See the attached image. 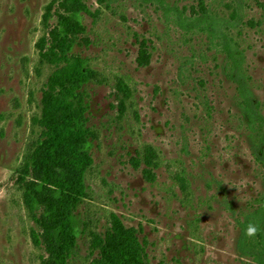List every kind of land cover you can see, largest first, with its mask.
I'll list each match as a JSON object with an SVG mask.
<instances>
[{
	"label": "rangeland",
	"instance_id": "374dc122",
	"mask_svg": "<svg viewBox=\"0 0 264 264\" xmlns=\"http://www.w3.org/2000/svg\"><path fill=\"white\" fill-rule=\"evenodd\" d=\"M82 2L85 31L75 34L68 0H0V264H48L55 243L57 189L44 186L43 170L20 181L46 138L39 121L60 119L48 107L57 66L43 56L55 54L60 16L74 42L68 57L97 74L80 89L93 164L68 264H107L103 247L123 259L135 242L145 264H258L250 253L264 257V231L244 233L249 222L264 229L262 130L246 120L239 81L264 118V0ZM36 185L43 205L32 214L24 192Z\"/></svg>",
	"mask_w": 264,
	"mask_h": 264
},
{
	"label": "trees",
	"instance_id": "16d2710c",
	"mask_svg": "<svg viewBox=\"0 0 264 264\" xmlns=\"http://www.w3.org/2000/svg\"><path fill=\"white\" fill-rule=\"evenodd\" d=\"M68 1L74 8L71 15L75 24L74 33H84L81 13L88 12V10L82 0ZM68 21L67 17L60 16L55 49L52 50L55 54L43 55L57 66L54 78L58 89L50 95L48 107L58 113L60 119L57 120L45 114L39 121L45 128L46 138L41 143V147L31 155L30 161L25 164L21 171L20 181L25 184V178L30 169L38 170V172L43 170L44 186L51 185L57 189L54 193L55 204L52 206L54 209H50L48 213V218L56 221L55 243L50 248L51 259L48 264H68L78 245V221L75 213L86 196L85 178L88 169L93 164L92 158L88 155L91 144L85 141L92 134L89 129H85L82 121V115L87 112L88 104L84 102L80 89L94 81L97 74L86 60L68 57L74 47V42L69 40L71 28ZM201 21L202 17L195 19V23ZM181 23L184 24L183 19ZM227 39L224 41H228ZM41 43V49L44 50V44ZM225 46L228 57L233 60L235 68L239 70L240 61L235 58L237 54L232 52L229 42ZM234 76L239 77V74L236 72ZM239 84L244 98L246 120L262 130L258 135L254 155L256 161L264 166V118L259 115L257 104L248 95L247 86L245 87L240 81ZM119 89L126 93V98L129 97L127 87L123 83L119 84ZM122 105L124 106V103ZM146 159L147 163L152 165L154 159L152 151H148ZM58 170H62L60 174ZM42 191H44L43 186H25L24 203L32 214L36 213L38 208L43 205ZM257 218L264 224V207L257 212ZM36 221L42 225L40 219H36ZM112 232L113 237L117 236L121 239L125 237L124 227L115 216H113ZM32 239L35 246H41L42 238L36 231H32ZM133 246L132 255H126L123 259H118L107 247L101 249V256L107 264H145L141 247L136 242ZM250 255L254 256L258 264H264L263 255L255 256L254 253H250Z\"/></svg>",
	"mask_w": 264,
	"mask_h": 264
},
{
	"label": "clouds",
	"instance_id": "9594fccd",
	"mask_svg": "<svg viewBox=\"0 0 264 264\" xmlns=\"http://www.w3.org/2000/svg\"><path fill=\"white\" fill-rule=\"evenodd\" d=\"M261 231H264V229L261 228L259 223L256 222H249L245 228V236L248 238L255 237L258 233Z\"/></svg>",
	"mask_w": 264,
	"mask_h": 264
}]
</instances>
